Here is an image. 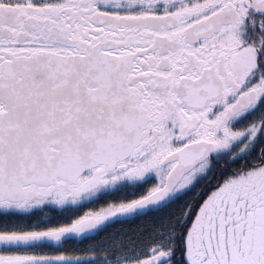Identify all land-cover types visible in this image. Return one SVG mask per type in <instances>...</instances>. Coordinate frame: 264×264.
Segmentation results:
<instances>
[{"label": "snow or ice", "instance_id": "1", "mask_svg": "<svg viewBox=\"0 0 264 264\" xmlns=\"http://www.w3.org/2000/svg\"><path fill=\"white\" fill-rule=\"evenodd\" d=\"M0 264H264V0H0Z\"/></svg>", "mask_w": 264, "mask_h": 264}]
</instances>
